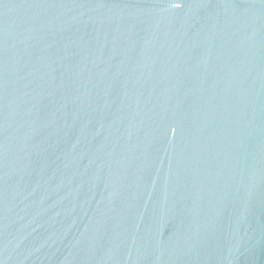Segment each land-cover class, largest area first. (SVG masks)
Listing matches in <instances>:
<instances>
[{
	"label": "water",
	"instance_id": "obj_1",
	"mask_svg": "<svg viewBox=\"0 0 264 264\" xmlns=\"http://www.w3.org/2000/svg\"><path fill=\"white\" fill-rule=\"evenodd\" d=\"M0 264H264V0H0Z\"/></svg>",
	"mask_w": 264,
	"mask_h": 264
}]
</instances>
